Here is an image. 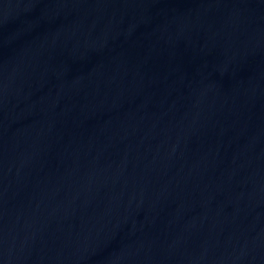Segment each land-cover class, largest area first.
Listing matches in <instances>:
<instances>
[{
	"label": "water",
	"instance_id": "95a60500",
	"mask_svg": "<svg viewBox=\"0 0 264 264\" xmlns=\"http://www.w3.org/2000/svg\"><path fill=\"white\" fill-rule=\"evenodd\" d=\"M0 264H264V0H0Z\"/></svg>",
	"mask_w": 264,
	"mask_h": 264
}]
</instances>
